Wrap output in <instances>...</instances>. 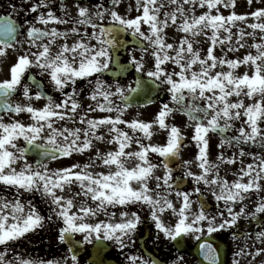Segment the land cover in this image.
Masks as SVG:
<instances>
[{
  "label": "snow or ice",
  "instance_id": "obj_1",
  "mask_svg": "<svg viewBox=\"0 0 264 264\" xmlns=\"http://www.w3.org/2000/svg\"><path fill=\"white\" fill-rule=\"evenodd\" d=\"M119 3V0H116ZM251 5L254 0H247ZM136 10L139 12L135 17L121 15L115 10L97 5L95 11L88 6H82L77 2V17L57 16L46 3V0H37L28 11L38 12L41 8L47 11H40L36 19L43 25L50 22L55 24L73 23L75 26L68 30L60 31L56 27L50 29L39 28L34 25L27 30L29 44L37 48L36 52L31 50L17 56L16 62L10 68V78L0 80V108L6 113H28L31 123H24L18 119L5 122L0 116V182L17 189L27 191H41L47 197L50 204L51 216L40 215L35 207L28 202L29 210L25 214V206L19 200L0 201V245H7L9 241L18 240L26 233L34 231L37 227L43 226L45 220L51 221L55 217L62 222L58 229V240L69 245L68 251L72 264H79V259L74 251L81 241L76 240L75 234H82L83 242L92 243L98 241L101 247L97 249V259L90 264H104L100 258L104 242H115L120 248L126 247L125 240L132 242L131 237L136 233L137 227L142 223L138 212H121L123 218L119 223L100 221L89 223L88 218L99 215L101 212L108 213V206L146 204L149 207V214L154 222L155 228L167 236L170 240L179 244L178 238L190 234H203L205 231L204 222H207L206 231L209 235L235 226L242 217L257 218L264 216V196L256 202L254 209H248L245 201L253 192L264 191V157L258 158L255 164H248L240 170V176L231 183L219 175V163H213L208 158L209 133H223L234 127L235 121H240L238 135L233 134L230 138L224 137L219 148L225 145L231 146L235 143L262 142L264 143V7L244 14L236 11L225 16L220 8H235L236 0H167L168 4L175 5L171 12H163L165 0H135ZM185 5L189 7H185ZM196 7L207 9L201 14H196ZM142 9V11H140ZM215 10V13L214 11ZM15 11V8H13ZM111 21L110 25L99 23L104 21L105 14ZM254 17L258 22L248 26L253 30L246 32L239 28L237 38L238 47H245L241 41L245 36L255 39L259 34V42H254L252 47L256 49L255 54L248 52L243 58L230 59L224 56L218 57L214 54L217 44L231 43L232 29L238 21H246L248 17ZM169 23L176 27L177 31L184 35L177 43L167 42L165 29ZM90 26L93 31L88 32L84 28L80 39L69 43L68 37L79 36L80 26ZM147 25V31L142 26ZM209 30L211 35L209 36ZM259 30V33H257ZM221 31L226 33L221 37ZM131 32L133 36L142 38L141 48L148 53L151 50L153 66L147 71V77L151 78L153 86L158 84L167 85V91L171 97L170 103H162L160 110L152 121H143L139 118L132 120L123 119V113L131 107L129 93H137L145 88L146 81L142 78L135 80V87L131 85L121 86L119 81L112 85L98 77L105 72L111 71L115 76L131 70L144 74L145 64L143 57L133 55L130 64L121 62L116 53L122 46L120 35ZM18 29L9 18H0V57L7 54V50L14 49L17 44ZM204 36L210 40L206 55L202 56L199 48L194 44L198 43L197 37ZM83 37H88L86 41ZM57 38H63V42L56 51H53ZM96 40L91 44L90 40ZM229 51H236V48L229 47ZM173 52V54H170ZM178 67L169 70L168 63ZM250 65L251 74L245 71L237 74L236 69L240 65ZM227 65L228 70H223ZM35 66L42 73H47L50 81L56 90L63 93V99L57 102L52 95H48L40 84L37 83V91H31V85L24 82L25 74ZM197 66V67H194ZM221 70L217 71V68ZM96 77L95 87L91 98L96 101L95 106L89 105L83 114L78 112L82 105L77 99V89L72 87L71 92L64 91L65 88L74 86L78 79ZM29 77V80H34ZM114 87V91L112 90ZM22 89V94L28 103H14L11 97ZM119 95L121 105L113 103V97ZM235 96V101L231 98ZM251 102L245 103L244 98ZM45 98L47 103L43 107L34 106L33 99ZM102 98V99H100ZM147 102L152 103L151 97L146 96ZM107 112L108 115L100 118L89 117V112ZM115 112L116 115L111 113ZM175 112L186 113L188 120L194 122L193 135L191 139L198 147L196 156L199 173L193 172L189 165L192 161H183L188 167L180 179L188 176L199 185H219V191L214 193L217 201H223L227 210L219 212L221 218L217 223L216 216L206 214V205L201 206L195 214L191 212L192 193L188 191H176V196L181 198V204L177 206L169 199V191L179 188V183L173 175V168L170 162L180 155L184 146L185 136L181 129L166 122V118ZM79 115V120L86 127L68 128L54 127L56 120H74ZM119 125H127L129 131H125ZM158 125L160 129L167 131L166 143L153 144L144 143V139L151 140L153 128ZM102 126L108 127L111 138L109 144H115V150L101 152L97 150L95 160H98L109 171L91 172V164L71 165L67 168L50 171L47 164L37 160L35 166L26 159L28 151L25 147H18L17 141L22 137L27 144H35L41 138V134L48 129L46 144H37L44 148L45 156L52 159L60 156H71L74 152H83L93 146V140H104V134H98ZM131 132V134H129ZM137 132L141 136H137ZM83 135V140H81ZM62 138L60 142L57 138ZM133 143L139 146L136 151H126ZM158 154L163 157L160 164L152 163L149 154ZM244 149L240 148L239 155L243 156ZM136 159L138 163L134 167H128L127 161ZM18 160H24L23 167L17 171L14 166ZM236 157L227 159L228 163H235ZM218 162H224L223 152L217 157ZM158 167H163L162 175H155ZM75 169V170H74ZM114 169V170H113ZM211 176V178H209ZM244 177H249L244 182ZM155 181V187L149 185ZM76 182L80 185V191L75 195L89 197L97 202L95 207L86 202L78 208L74 199L65 197L62 194L66 185ZM136 182L139 187L134 188L132 183ZM193 192H201V187L193 186ZM237 204H241L238 211H234ZM231 205V206H230ZM73 209H75L73 211ZM176 217L171 226L162 219L166 211ZM115 215V213H110ZM191 216V218H190ZM201 235L196 239L200 240ZM257 239L264 240V231L257 233ZM204 260L210 264H217L219 252L207 239L199 244ZM242 249L238 255H242ZM264 252V248L257 249L256 254ZM19 264H61L60 261H39L25 260L17 257ZM134 264H149L147 260H138L137 257H130ZM0 264H12L6 260L4 253H0ZM66 264V261L64 262ZM151 264H159L158 261H151Z\"/></svg>",
  "mask_w": 264,
  "mask_h": 264
},
{
  "label": "rangeland",
  "instance_id": "obj_2",
  "mask_svg": "<svg viewBox=\"0 0 264 264\" xmlns=\"http://www.w3.org/2000/svg\"><path fill=\"white\" fill-rule=\"evenodd\" d=\"M130 4L129 3H122L120 2L117 7H115V10H117L121 15L124 16H130L135 17L138 15L135 12L132 11V9H129ZM264 7V0H254V2L249 5L247 0H236V6L235 8H223L221 7L219 10L221 13H223L225 16L229 15L231 11H236L238 14H244L249 13L251 11H254L257 8ZM205 9L196 7L195 11L196 14H201ZM207 10V9H206ZM142 11V10H141ZM165 11L171 12L170 8H166ZM215 13V10H213ZM163 17V16H162ZM109 19V18H108ZM110 21V19H109ZM258 22L256 18L249 16L246 21H238L236 22V26L233 27V37L231 43H225L223 45L217 44L214 50V54L218 57L224 56L225 53H227L226 58L230 59H236V58H243L244 55H246L248 52H252L255 54L256 49L252 47V44L254 42H259L260 36L259 34L253 39V37L245 36L244 39L241 41V43L245 44V47H238L236 41L239 35V28H244L246 32H252L253 30L248 26L251 23ZM260 22H264V18L261 19ZM147 25L142 26V30L147 31ZM165 32L167 34V42L169 43H177L179 39L184 35L182 32L177 31L176 27L173 26L171 23H169V27L165 29ZM257 33H259V30H257ZM211 35V32L209 30V36ZM226 35L223 31H221V37ZM198 43L194 44L195 48H199L201 51V55L204 56L207 53V49L210 44V40L204 36H199L196 38ZM95 40V44H96ZM229 47L236 48V51H229ZM129 56L130 58L133 55H136L137 57H143L144 58V64H145V70L144 73L147 74L148 70L152 69L153 66V58L151 56V50L148 53L143 52V50L130 48L129 50ZM170 54H173V52H170ZM129 58V59H130ZM2 61V60H1ZM0 65V80L4 79V67L3 62ZM168 69L172 70H179L177 66L173 65L172 63H168ZM197 67V66H194ZM217 71L221 70L219 67L216 69ZM223 70H228L227 65L224 66ZM3 71V75H2ZM237 74H243L245 71H249L251 74V68L250 65H240L236 70ZM128 85L132 86V81L130 80L128 82ZM95 87V84H94ZM94 87L91 89L93 90ZM163 90L165 91V94L170 96L169 92L167 91V85L162 84ZM245 100V103L251 102L248 98L242 97ZM102 99V98H100ZM237 97L233 96L231 100L235 101ZM25 100L19 101L18 103L25 104ZM36 104L34 106L41 107L42 106V100H35ZM81 105H84L85 107H88L89 105L95 106L96 101H93L91 97L84 98L82 100H79ZM161 102L153 104L151 106H147L144 108H127V110L123 113V119L125 120H132V119H141L143 121H152L156 117L158 111L160 110ZM79 113L81 111H78ZM82 114V113H81ZM107 112H101L97 110L96 112H89V117L92 118H100L102 116L108 115ZM112 115H116L115 112L111 113ZM3 119L5 122H9L12 119H18L24 123H31V117L27 116L26 113H19V114H6L3 115ZM166 122L169 124H175L180 129L181 132L184 134L185 138L190 143L189 146H187L181 154L182 161H192V164L188 167L191 168L193 172L199 173L200 169L197 166L196 162V156L198 154V147L196 143L191 139L193 135V128L192 124L194 122L189 121L186 114L182 113H173L169 117L166 118ZM241 126L240 121L234 122V127H232L231 131H229L225 136L230 138L233 134L238 135V129ZM75 127L81 128L86 127V125H82L79 120V115L75 117ZM122 129L125 131H128L127 125H119ZM98 134H104L105 139L104 140H93V146L87 150H84L83 152H74L71 156H66L62 158H58L55 160H51L46 162L48 168L50 171H55L56 169L61 168H67L74 164H79L83 166L84 164H91L92 166L89 168V171L91 172H105L107 173L109 169L107 167H104L98 160H95V155L97 150L103 152L112 151L115 150L117 145L115 144H109L108 140L111 138V134L108 132L107 126H102L100 129L97 130ZM153 136L151 140L144 139V143H153V144H164L166 143L167 138V131L162 130L159 128L158 125H155L153 128ZM131 134V132L129 133ZM213 134V135H211ZM140 135L139 132H137V136ZM142 135V134H141ZM221 136L219 132L217 133H209V148H208V158L213 163H219V175L223 178H226L230 183L232 181H235L240 176V170L242 168H246V166L250 163L255 164L258 162V158L264 157V143L262 142H247V143H233L231 146L225 145L222 149L218 147L221 140L225 137ZM60 142H62V139L59 137L57 138ZM81 140H83V135H81ZM39 142L46 144L45 139V132L41 134V138L38 140ZM24 143V139L21 137L17 141V146L22 147ZM139 146L135 143L130 145L129 148L126 149V151H136L138 150ZM240 148L244 149V155H239ZM223 152V155L225 157L224 162H218L217 157L220 155V153ZM231 157H236L235 163H228L227 159ZM149 158L152 161V163L160 164V157L158 154L150 153ZM27 161L29 163L34 164V160L26 157ZM138 161L136 159H129L127 161L128 167H134ZM24 160H18L16 164L14 165L17 168V171H19L20 168L23 167ZM188 167L184 166V172L188 170ZM75 170V169H74ZM114 170V169H113ZM164 172L163 167H158L155 171V175H162ZM182 175V174H181ZM188 178V186L182 190H172V194L168 197L173 201V203L177 206V208L181 204V198L176 196V191H188L192 193L191 201H192V208L191 212L195 214L199 210V204L197 200V194L193 192V186L201 187V191L204 193L206 198L213 203L214 208L206 212V214L210 216H216L217 217V223L220 222L221 218L218 216L219 212H224L225 216H227V210L225 208L223 201H217L215 199L214 193L219 191V185H205L201 182V184L197 185L196 181L188 176H185ZM211 178V176L209 177ZM249 177H244V182H247ZM262 185H264V180L261 181ZM4 185V186H3ZM134 188H138L139 185L136 183V185H133ZM0 201H16L19 200L22 204H24L25 214L29 210L28 202L30 201L31 204L35 207V209L39 212L40 215H43L45 217L51 216L52 213L49 211L50 207H54L50 204V201L47 197L42 195L41 191H27L24 189H17L14 186H9L3 182H0ZM80 191V185L76 182H73L71 185H66L62 194L65 197H70L74 199V203L76 207L78 208L81 204L87 203L88 205H91L92 207H95V204L97 202L92 201L89 197H85L83 195L76 196L75 194ZM264 195V191L261 192H253L251 193L245 203L248 206V209H254V206L256 202L260 199L261 196ZM251 198L255 199V204H251ZM221 203L222 208L216 209L215 205ZM140 206L139 203L136 204H129L127 207L125 206L126 210L119 209L117 205L108 206V213L101 212L99 215L94 217H89L88 221L89 223H96L100 221H106L111 223H119L122 221V217L120 215L121 212H138V207ZM231 206V205H230ZM241 204H237V206L234 208V211H238ZM135 209V210H133ZM75 209H73L74 211ZM171 212V211H170ZM110 213H115V215H110ZM260 218H263L264 216H258ZM191 218V216H190ZM252 218L249 217H242L240 220H238L237 224L233 226L232 228H225L222 230H219L211 235H215L219 239L223 240L228 247V253H227V263L226 264H264V252L260 253L259 255L256 254L257 249L264 248V240L257 239V233L260 231H264V222H257V224H254L253 222H248ZM176 220V217L174 218H165L164 222L171 226ZM62 226V222L58 221L55 217L49 222L45 220L43 223V226L37 227L34 231H30L26 233L24 236L30 237V240H36V237H39V240L41 239H48L51 241L52 248L54 251L59 250L63 252L61 257L58 259H48L46 256L42 255L39 256L35 254L34 252L31 253L30 248H22L21 247V241L23 240H13L9 241L7 245H0V253L4 252L5 258L7 261L12 262V264H19V260L17 257H21L25 260H32L34 262L39 261H60L61 264H64L66 261V264H71V259L69 255L66 256V248L65 246H60V241L58 240V229ZM205 231L204 233L198 234V233H190L185 235L186 243L188 249H192L194 244L196 243L197 235H208L206 231L207 222H204ZM159 240H160V246H164L166 244L169 245V242L171 241L167 236H165L162 232L158 231ZM77 238L82 239V234L79 233L77 235ZM20 239V238H19ZM47 240V241H48ZM48 241V243H50ZM34 242V241H33ZM40 244V243H39ZM91 243H87L86 245H89ZM126 244V243H125ZM128 245H132L133 242L129 243L127 240ZM173 248V246H172ZM30 249V250H29ZM120 249L119 245L115 244V250L118 251ZM244 250L242 255H238V253L241 252V250ZM36 250V249H35ZM47 250H50V248H47ZM113 251L110 255L116 254V251ZM43 251V250H41ZM68 257V258H67ZM125 260H128V258H124ZM174 263L175 264H198L195 258L188 254L187 252L181 253V254H175L174 256Z\"/></svg>",
  "mask_w": 264,
  "mask_h": 264
},
{
  "label": "flooded vegetation",
  "instance_id": "obj_3",
  "mask_svg": "<svg viewBox=\"0 0 264 264\" xmlns=\"http://www.w3.org/2000/svg\"><path fill=\"white\" fill-rule=\"evenodd\" d=\"M37 0H0V18L7 17L9 18L13 23H15L17 29H18V35H17V44L14 49L10 48L7 50V54L3 57H0V62H3L7 64L10 68L11 66L16 62L17 56L21 53L27 52L31 50L32 52H36L37 48L31 46L29 44V38L27 37V30L30 26L34 25L39 28H44V29H50L52 27L58 28L60 31H65L70 29L71 27L75 26L73 23L69 24H55L54 22H50L48 25H43L41 24L36 17L39 15L40 11L46 12V8H41L38 10L36 13H32L28 11V8L36 3ZM77 2L81 4L82 6H88L90 9L95 11L97 5H101L104 8L112 9L113 6L115 7L118 6L120 2L122 3H129L130 7L129 9L133 12L136 11L137 14L139 12L136 10V3L135 0H119V3L116 2V0H46V3L51 7V10L55 12L57 16H64L65 11L67 12L68 16L75 18L77 17ZM165 8L161 10V18L163 16V12H165V9L168 7L170 8V11H172L175 7V5L168 4L167 0H165ZM185 7H189L185 5ZM13 8H15V11H13ZM206 9V8H205ZM142 9H140L141 11ZM108 14H105V19L104 21H100L99 23H104V24H109L111 21L108 19ZM81 27V34L79 36H72L70 35L68 37V42H74L77 39H80L81 36L83 35V30L84 28L88 29V32L91 33L93 29L90 26H80ZM131 32L126 33V40L128 42L131 41L129 35ZM86 41L88 40V37H83ZM63 42V38H57V41L55 45H53V51H56L59 47V45ZM91 44H95V40L92 39L89 41ZM130 48V47H128ZM124 51L121 49L118 52V55L121 57L120 61L124 63H128L130 60L128 59V49ZM2 60V61H1ZM134 70H131L129 72H125L123 74L117 73L115 76L111 71L105 72L104 74L100 75L98 78L107 81L109 84L114 85L117 80L121 84V86H128V82L130 79H134ZM34 77V80H29V77ZM10 77V74H9ZM95 79L96 77H89L86 79H78L76 84L74 86H69L64 89V91L71 92L72 87H75L77 89V98L78 99H83L86 97L91 96V93L93 90H91L94 87L95 84ZM24 82H28L31 85V91L34 93L36 88L34 87L35 83H39L42 85L44 91L48 95H52L54 99L59 102L63 99V93L61 91L56 90L52 82L50 81V78L47 73H42V71L33 66L28 73L25 74L24 77ZM113 91L115 90L114 87L112 89ZM113 103L115 105H121L123 102L121 101L119 95L115 96L112 98ZM25 100L24 103H27L29 101L26 100V98L22 94V89L18 90L12 98V101L14 103ZM42 106L47 103L45 98H41ZM171 106V105H170ZM87 110V107L82 105V109H78V111H81L80 114H83V111ZM26 113V112H25ZM28 114V113H26ZM30 115V114H29ZM54 127H68L72 128L75 127V119L74 120H56ZM49 134L48 129H45V138ZM62 139V138H60ZM187 146V145H186ZM184 146L183 148H185ZM264 148V147H263ZM182 171L179 172H173L174 177L176 178V181L178 182L180 177H177L175 174H178ZM136 182L132 183V186L135 185ZM149 184L151 185L150 187L154 188L155 187V181H150ZM184 188V187H183ZM183 188H175L173 190H182ZM172 194V190L169 191V196ZM264 196V195H263ZM250 199V198H248ZM140 204V203H139ZM251 204H255V199L251 198ZM119 209L126 210L125 206L127 205H117ZM237 206V205H236ZM216 208H222V204L218 203L216 204ZM138 213L141 216L142 223H140L137 227L136 233L131 237V240L133 242L132 245L127 244V239L125 240V245L126 247L120 248L118 251L115 250V242H107L112 250L110 251L111 254L114 250L116 251V254L110 255L108 258L115 259L119 261L122 264H134V262L130 261V257H137L138 260H147L149 261V264H151V261L153 259H158L161 262H164L165 264H175L174 263V256L175 254H181L184 253V251L179 252L175 251L172 249L171 246H168V244L164 246H160V240H159V235L158 232L155 228L154 222L151 219V216L149 214V207L146 204H140V206L137 208ZM135 210V209H133ZM208 212V210L206 211ZM259 216V215H258ZM255 219H250L248 222H264V217L260 218L258 217ZM175 216L169 211H166L162 219L164 220L165 218H174ZM159 231V230H158ZM48 239H41L40 241H30L28 237H24V239L21 241V247L24 248H30L31 253H35L39 256H46L48 259H58L61 257L63 252L56 250L54 251L52 248L51 241L48 243ZM83 241V239H82ZM40 243V244H39ZM173 243V241H172ZM93 244V243H92ZM91 245L86 246V251L78 256L79 259V264L83 263L84 264H89L88 258L90 256V249L92 247ZM118 245V244H116ZM60 246H62L60 244ZM36 250H35V249ZM47 248H50V250H47ZM43 250V251H41ZM188 254H191L190 251H186ZM67 256V252H66ZM68 258V257H67ZM124 258H128V260H125ZM157 261V260H155ZM159 262V261H158ZM72 264V261H71Z\"/></svg>",
  "mask_w": 264,
  "mask_h": 264
},
{
  "label": "water",
  "instance_id": "obj_4",
  "mask_svg": "<svg viewBox=\"0 0 264 264\" xmlns=\"http://www.w3.org/2000/svg\"><path fill=\"white\" fill-rule=\"evenodd\" d=\"M135 43L138 46H141V43L139 41H135ZM136 78H142L146 81L145 84V88L138 91L137 93H129V100H130V104H147V99L146 96L151 97L152 101H155L157 98H154V96L158 93L159 91V84L156 86L152 87L151 91H147V89L149 88V86L152 85V81L151 79H146L144 77H142L141 75L137 74ZM136 86V85H135ZM2 111H5L4 109L0 108V113ZM37 143L29 145L27 144V142L25 143V148L28 149L26 155H31V156H36L38 158V160H46L48 158H51L50 156H45L44 152L45 149L44 148H39L36 146ZM59 155V154H57ZM179 161L176 158L175 160L170 162V166L177 170L179 167ZM203 202L206 207L205 208H209V204H207L206 200L203 198V196H200V203ZM207 239L210 243L213 244V246L216 248V250L219 252L220 256H219V261L217 262V264H225V245L219 241H217L215 238L213 237H204L202 239H200L198 241V243L196 244V246L193 249V253L195 254V256L198 258L200 264H210L209 261L204 260L203 255H202V250L199 248V244L203 242V240ZM178 240L180 241L179 244L175 241V245L178 249H183L184 248V240L180 237L178 238ZM68 245V244H67ZM69 247V245H68ZM101 247L100 242H96L95 246L93 248V253L97 254V249ZM84 250L83 245L80 243L79 246L77 248L74 249V251L76 252V254L78 253H82ZM108 248L103 245V250L101 253L107 251ZM100 253V255H101ZM97 259V255L95 258L91 259V261H94ZM104 264H117L113 261H107L104 262Z\"/></svg>",
  "mask_w": 264,
  "mask_h": 264
}]
</instances>
